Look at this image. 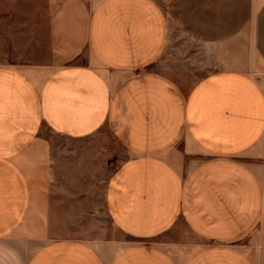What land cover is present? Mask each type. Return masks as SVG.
Listing matches in <instances>:
<instances>
[{
	"label": "crops",
	"instance_id": "1",
	"mask_svg": "<svg viewBox=\"0 0 264 264\" xmlns=\"http://www.w3.org/2000/svg\"><path fill=\"white\" fill-rule=\"evenodd\" d=\"M0 19V264H264V0Z\"/></svg>",
	"mask_w": 264,
	"mask_h": 264
},
{
	"label": "rangeland",
	"instance_id": "2",
	"mask_svg": "<svg viewBox=\"0 0 264 264\" xmlns=\"http://www.w3.org/2000/svg\"><path fill=\"white\" fill-rule=\"evenodd\" d=\"M1 24H2V19H0V27H1ZM1 29V28H0ZM12 51H9V49L7 48V43L6 42H3L2 40V35L0 33V60H12V54L11 53ZM64 143V146H65V142Z\"/></svg>",
	"mask_w": 264,
	"mask_h": 264
}]
</instances>
